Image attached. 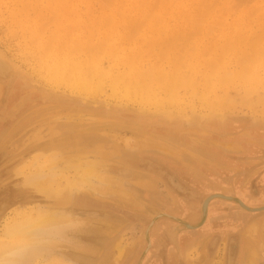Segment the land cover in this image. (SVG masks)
<instances>
[{"label":"rangeland","instance_id":"1","mask_svg":"<svg viewBox=\"0 0 264 264\" xmlns=\"http://www.w3.org/2000/svg\"><path fill=\"white\" fill-rule=\"evenodd\" d=\"M21 1L19 0L18 1L17 0H0V53H2L7 59L9 58L13 62V64H15V66L22 72V74H24V76H26V74L29 75V76L27 75L28 77L26 76L27 78L25 79L23 78L15 79L9 89H6L5 84L0 83V229H3L5 221L11 219V217L13 216V213L16 210H28V209L35 208V207H40V209H42L52 204V202H50V200L44 194H42L39 190H37L35 186L29 185L25 181V177L31 176L34 172V168L36 167L38 163L35 160L43 159V156L48 155V154L51 155V154L57 153L59 155V159H61V156L69 157L67 158V160H65V161H68V160H73L74 157H76L77 159L82 154H86L88 157L94 156L93 151H95L96 149H99L103 152V154L101 155H103L104 158L107 157L105 158L104 162L107 163L110 160L107 164L109 165V167H111V172L113 174L116 173L115 175L118 174V176L120 177L123 175L122 174L123 171L125 170L128 171L127 173L129 174L125 176L126 178L129 177L127 178L128 181H127V185H126L127 187L125 191L130 193V195L137 201L142 202L144 204H148L151 207L155 208V210L153 211H157V212L151 211L152 214L147 213L146 216L145 214L144 215L135 214L129 210L125 211L124 208L117 206L121 202L120 201L118 202L114 196H111L110 199L109 197L108 199L98 198V197L90 196L88 193H86V191L85 192H79V191L73 192L72 191V194L69 198V202L65 204V206H62L64 209L74 214H78L79 212L84 213L85 215H87L85 217L88 218L89 220H97L99 222H101L102 220H110L116 223L121 222L123 226H122V229H120L119 234H118V236H120L118 238L120 245L123 244L122 246H126L132 243H133L132 245H134V242L136 243V241L139 242L140 244L139 248H141V251L139 254L138 252L135 253L134 256H136L135 257L136 259L133 258L131 261V263L135 262L133 264H167L168 256L171 254H175L174 256L177 259V262H174V263L171 262V264H178V263L191 264L192 262L193 264L194 263L195 264L197 263L198 264L200 263L202 264H228V262L231 263L234 257V250H235V247L231 248L233 246L231 244L233 241H236L237 239L236 233L238 229L236 225H239V227L243 226L239 230L241 231L243 229L242 233L243 232L245 233V231L249 229L252 224H255L257 222L259 224L258 230H260L261 226L264 225V214L258 215V216H249L248 214L241 212L242 215H244L243 220H245V222H241V221L237 222L235 217H231V218L229 217V216H233L230 214L232 213L231 212L232 207L230 205H226V203L224 202H217L216 203L217 206L213 208V213H209L206 219L207 220L206 225H204L200 230H197L194 232H185V233H181L180 235H178L177 237L178 238L177 239L178 249L177 250L174 249V247L170 244V242L163 239L162 240L163 243L160 246H157L158 251H153V253L148 252L147 253L148 256L145 253L143 254V251L146 248V242L143 239L144 238L142 234L143 230L142 229L140 230V228H138L140 226L138 220L140 221V219H143L144 223H142V228L144 229V231L146 227L148 226V224L154 223V222L157 224L156 227L159 226L158 229L156 228L157 231H159L165 227L172 226V224H170L171 223L170 221L172 220H169L165 216H163L165 213H167L170 215H174L176 217V220L179 221L180 227L184 229L185 224L192 226L190 222H184L185 221L184 217L191 211L195 212L198 209V205L200 204L201 200L204 197L211 195V194H218V195H222L224 197H229V198L231 195H233L234 198L239 199L240 201H243V203L246 204V206H249L252 209L264 207V102L261 103V101H264L262 100L264 99V96L263 97L260 96L261 93L263 92L262 91L263 89L260 84L261 82L264 81V64H263L264 59H262L264 55L263 56L261 55L259 59L257 56L256 65L248 64V67L253 72L256 68L260 69L259 75H258L259 77L257 79L251 78V79H248L247 81L237 80V81H234L232 85L228 86L229 88L226 87L228 89L226 88L218 89L219 91L215 89V91L216 90L218 91V92H215L216 94L222 95L223 93V96L224 94L225 96L227 94L226 99H228V100L224 99L221 101L222 102L221 106L220 105L218 106L219 109L218 111L217 110L215 111L216 113L214 112L210 113L212 112L210 110L209 111L207 110L206 112L205 109H202L197 96H194L193 98H191L187 94L188 91L186 90L184 92V90L180 87H178V90L176 92L179 98V102L181 104L179 105V107L180 109H182V112L179 114L177 113L176 107H172V108L168 107L169 110L171 111L170 112L171 117H164L161 119L160 118L137 119L136 117L129 115L127 113H124V112L109 113L107 111L105 112V110H101V109L98 110L97 108H85L82 105H77V104H73L69 102L61 103V101H57L53 97L44 96L41 91L42 90L48 91V92L51 91V92H56L59 94L63 93L65 96H68L70 98H78L83 101L90 102L95 106L98 104L105 105L108 108L122 106V107H127L133 111L142 110L143 111L142 113L148 114V115H166L164 114V112L160 113L159 109H146V107H143L142 109L141 106L139 107L138 105L129 103L128 101H124V100L118 101L117 99L112 98L110 94V90L108 91L109 89L108 85L106 84H105L106 85L105 90H103L102 92L96 93L95 95L80 94L78 95L80 97H77L75 94H72L71 91H69L63 86L53 87L49 85L46 81V78L44 77V73L41 72L37 68L39 67L41 57L44 56L42 54L43 53L42 51L44 49L41 48V44H39L37 41L35 42L34 39L31 38L32 37L31 33L33 32L32 33L33 35L34 30L32 31V28L30 27H32V25H34L33 23H35L36 21H39V20L41 21L42 19L37 20L38 16L35 15L37 14L35 13L36 11L33 10L34 12H31L30 8H32L34 5L30 4V8H27L28 10L26 9L27 12L25 13L23 6H20L19 2ZM23 1L28 4V3H32L34 0L32 1L23 0ZM103 1L104 0H96L94 4V8L93 10H91L92 12L90 14L94 16H98L96 12L101 14V11L103 10L99 9L100 6L98 7L97 4H101ZM108 1H104L103 3H106ZM164 1L165 0H163V2ZM209 1H211L213 5H218V3H221V4L218 6H214L216 8L213 7L212 10L209 9L210 10L208 11L209 15L207 17L204 16L206 20L199 13L200 15L199 17H201L200 19L202 20V18H204L203 20H205V22L204 21L203 22L205 24L203 25L202 21L200 20L202 25H200L199 28L202 26V28H200V30L202 31L200 32V34L199 32H197V34H195V37L194 35L193 37H191L190 35L195 33L197 29L193 32L194 29L173 25V23H170L171 20L169 21V24L171 25L167 24V26H164V24L167 23L168 19L170 18L169 13H168L169 16L167 14H164L165 16H167V18L164 17V20L162 21H165V22H162L163 24L159 23V25L156 26L155 28L156 32L158 30H159L158 32H160V29L162 30L161 27L164 26L163 30H165V32L162 31L165 33V34L163 33L164 35H162L164 39H165L164 36L168 33L167 29L168 31H173L174 30L173 28H175V31L178 34L181 28V31H183V33L178 34L179 36L181 35V37H184L187 33L189 34L193 32L189 34L190 39L186 38L187 36H185L186 40L180 37L181 41L179 40V37H178V40L174 38L177 41L175 40L174 42L175 45H173V47L171 46V48L175 49V46L176 45L177 46H176V50L174 52L171 50V52L175 54L178 52L177 53L178 55L179 51L177 50H180V51L182 50L180 47L183 45V43H184L183 46H185L186 44L187 46L190 45L189 47H186V46L185 47L189 48V50L191 47L193 51L198 46H202V47L206 46L211 39H212L211 41L214 44L219 43L221 41L219 38V36H221L220 32H222L225 28L223 29L224 26L220 27V26H215V25L214 27L213 25H210V24L212 23L213 20H215L214 18L215 16H220L221 14H222L221 18L224 22H232L235 19H238L239 21L241 19L240 16L243 17L244 14H245L244 17H247V15H250L252 11L254 12H252L251 15L256 12L252 17L251 16L250 18L248 17L249 18L247 20L248 23H249V20H251L252 23L251 22L250 24L247 23L248 26L244 27L243 29L240 28V34L242 35L244 33L242 37H245V39H247L248 35L251 36V34L255 36L256 35L255 33L259 32L260 29L262 30L264 28L262 27L263 25L261 24V21L263 23L264 18L260 17V13H257V10L255 11V6L258 3L261 5L260 6L261 11L262 12L264 11L263 9L264 0L263 1L253 0V2L250 1L248 5L247 3L245 5V2L238 3V1L235 2L232 0H227V1L226 0H215L216 2L218 1L217 4L215 1L214 2L212 0H209ZM151 2L152 0H147L145 5H149L151 4ZM232 2H234V4ZM129 3L130 2L128 1L126 5H128ZM211 3H208L207 6L211 7L212 5ZM226 3L228 4H227V8L224 9V11L226 10L225 12L228 11L230 12V14L229 13L225 14L223 10L220 9ZM44 4H42L40 0V7L43 8ZM160 4H163V3L160 2ZM242 4H244L245 6H243ZM105 5H107V9L110 11L104 8L105 9L104 12L105 14L109 13L108 15H110V17L106 15L107 18L103 20L105 18V14H103L104 12L101 14L102 15L101 17L104 16L103 18H101L99 14L98 18L100 17V20L94 19L95 21L98 20L99 23L98 21L95 22L93 20L94 16L92 15L91 17L90 15L88 16L89 13H87V11L82 8V6L80 7V11H81L80 13V20H81L80 21V34L83 33L81 35L83 37V40L81 39L82 37H80V39L82 41H85L86 40L85 38L89 34L87 33L88 29H86L88 28V26L86 25V22L88 20L90 21V23L92 20L95 22V25H92V26H96V29L98 31L95 30V27L90 28L91 26L90 24L89 30L92 29L90 30L92 31L91 37H90L91 41L90 40H88L89 42L85 41V44L96 46L97 39L98 41L100 39L105 41V38H104L105 35L106 34L110 35V33L112 32L111 35L113 39L111 38L112 40L110 39L109 40L110 42H107V46L102 49V52H99L100 57L97 55L98 56L97 60L96 59L94 60H96L97 63L99 62L100 66L103 68V69L101 68L102 71L103 70L108 71L106 69L109 68V71H111V73L112 72L117 73V70H118V73H121L124 70L122 69V66L117 63L119 65L117 67L118 68L120 66L121 67L119 69L117 68L114 69V67H116L114 60L112 61V59H110L113 62V66H112V64L111 65L109 64L112 62H110V60H107L109 55L107 56L105 55L107 54L109 46L110 47L113 46L112 49H114V47L120 48L117 50L118 53H116L119 57L121 53L124 52V50L129 49L128 45H125L126 43L124 44V42H122V40L119 39V37L124 38L125 35H127L124 29L120 30V28H122L121 25H123L124 22L126 23L129 19L128 18H127L128 20L124 19V16L126 15L124 13L126 11L125 9L117 8L119 9L121 13H123V15L125 14L124 16L121 15L122 16V19H121L120 13L119 11L118 12L116 11V8H113V6L110 5L109 6L110 9H109L108 4L106 3ZM105 5L103 6L105 7ZM111 8L113 9L114 13L111 12L112 11ZM229 8L231 9V11L235 13L231 12ZM95 9H97L98 11ZM217 9L219 11H217ZM83 10L84 12H82ZM244 10H246L245 13H242V14L239 13L240 11L244 12ZM115 11L119 14L116 15ZM154 11L149 12L150 15H152L151 13H153V15L159 16V14H161L160 6ZM215 11H217V13ZM110 12L113 14H111ZM31 13H33L34 17L33 15H31ZM42 14L43 15H39V14L38 15L41 17L43 16V18L45 16L46 18H44V20L41 22H36V24L39 25L40 31L43 28L46 29L47 27L46 30L43 29V31H45L44 33L42 31V33L44 34V37L45 36L47 37L53 34L54 32L53 30L55 29L53 27L55 24L50 23L47 25L46 19L48 17L47 16L48 13L43 12ZM81 14L84 15L86 18L84 16H81ZM25 15H26V18L23 21V18H24L23 16ZM132 15L133 17H135L134 15H138V14L136 13L131 14L130 17H132ZM153 15L151 16V18L154 17ZM212 16H213V19H212ZM258 16L260 17V21H259L260 24H258V21H257L259 20ZM49 17L51 18L50 14H49ZM88 17L90 19L87 20ZM113 17L116 20L113 19ZM28 18L29 20H27ZM30 19L33 21L34 19H36L35 22L33 21L30 22V24L32 23L31 26L28 23V21H31ZM107 19H109L108 21L109 23L106 21ZM114 20L117 21V23H115ZM122 20H124V22ZM110 21L114 22L112 24L113 26L110 25L111 24ZM255 22L257 23V25H255L256 24ZM102 23L103 24L105 23V25H103ZM44 24L47 26L43 27ZM82 24H85L87 26L85 28L86 30L83 28L84 26H81ZM97 25H99V27ZM101 25L105 27L103 28V26ZM106 25L108 26L106 27ZM209 25L213 27L211 28ZM259 25L260 26L262 25V26L260 27ZM63 26L64 25H62V27ZM100 27H102L103 30ZM109 27H111L112 29ZM209 27L212 29L211 33L209 31L211 30ZM27 28H30L31 32H29L30 30H28ZM148 28L150 27L147 25L146 26L144 25L143 29L141 28L140 31H138L139 30L138 29L137 30L138 32L136 31L137 33L135 36L136 39H134V36H132V35H135V34H132L134 32H131L130 34L132 35L130 36H132L135 41L141 38L149 39L151 38L150 36L151 30H149ZM199 28H198V31H200ZM207 28H209V30ZM237 30L239 32L238 28ZM101 31L104 33H102ZM244 31H247V32H244ZM95 32H97L96 35H95ZM185 32L186 34L184 35ZM261 32L259 34H261ZM119 33L121 35H124V37H122ZM245 33H247L248 35H245ZM77 34L78 33L74 32L73 35H77ZM161 34L162 33L160 32V35ZM213 36H215V38ZM44 37L41 38V36H39L40 40H45L46 37L45 38ZM106 37H107L106 40H108L107 35ZM172 37L173 36H170L168 37V39H172ZM114 38H117L118 40L116 39L115 41ZM32 39L34 42L32 41ZM150 40H154V38ZM166 40H167V37H166ZM189 40L191 41L189 42ZM29 41H32L33 43L32 42L30 43ZM82 41L80 42L83 45L84 43ZM172 41L173 40H171V42ZM263 42L261 41L260 45L262 44L263 45L260 46V48L264 49ZM169 43L167 42V44ZM176 43H178L179 45ZM192 43L194 45H192ZM239 43L237 42L238 50L242 51L241 48H244L245 50V46L243 45L244 46L243 47L239 45ZM116 44L118 45L121 44V46H116ZM154 46L155 48H153ZM157 46L156 45L151 46L152 50H149V51L150 52L153 51V53L151 52L152 54L150 55L151 56L150 60L155 61L152 58L153 54H155L154 51L157 52L160 48H163L162 47L163 45H160L161 47H158V48ZM167 46L165 47V49L170 47V46L169 47ZM116 48L114 50H116ZM143 48L145 49V47ZM149 48L150 46L146 48L145 50L143 49L144 51H146L145 53H149V51L147 50ZM95 49L88 50L87 48V51H85L86 49L84 50V48L81 49L80 47V50H82V54H83L82 56V54L80 53L81 55L80 58L83 59L84 56L89 55V59L88 57H85L84 59H88V60L92 59V55L95 53ZM186 50L184 49V53L187 52ZM87 52L88 54L85 55V53ZM193 53L192 51L191 52L188 51L187 54L191 55ZM235 53H237V50L235 51ZM108 54L110 53L108 52ZM116 54L114 53L115 58H118ZM32 56L34 58L33 59L34 62L32 61V58H31ZM72 56L73 55H71V57ZM72 58H75V57H72ZM105 59L108 61V63L107 61H104ZM230 59H232L233 61L231 60L230 62ZM183 60L184 61H181V60L179 61L181 63L185 62L186 65H188L190 62L189 60L188 61H186L185 59ZM236 60L237 59L233 57L232 53L226 56L225 62L228 65V69L230 67L229 70H231V68L234 69L236 67L235 66ZM83 62H86V61L80 60V64H83ZM232 62L234 64V67H231L233 66ZM204 63H207V62H202V65ZM106 64L109 65L108 68ZM166 64L168 66L167 69H166L167 66L165 65V62L162 63L161 65L166 66L163 68L167 71L170 69L171 66H169L170 64L168 63ZM184 65L182 66L179 65V66L181 68ZM186 65H185V69L187 68ZM85 67H87V65H85ZM85 67L83 68L85 69ZM183 68H181L182 73H185V71L188 69L187 73H189V76H190L191 72L189 68H187L186 70H184ZM237 69L238 68H236V70ZM33 70H34V73H32ZM189 76L188 78L191 77ZM198 78L199 77H197V81H198ZM252 79L257 80L256 82L253 80L255 82L254 83L255 88L253 86ZM248 82L251 83L250 86ZM198 84H197V87L199 88L196 89V92H198V96H199V93L203 92L205 87L201 85L200 79L198 81ZM248 89L250 92H247ZM252 90H255V91L253 92ZM251 91L253 92V94L256 93L258 97L256 98L255 94L253 95ZM259 91L260 92L262 91V92L260 93ZM245 92L251 93L252 97H249L250 94L246 95ZM235 93H236V96H235ZM180 94L182 96L184 94L185 96L180 98ZM231 94L233 95V97ZM244 94L246 95L244 97L248 96L247 97L248 99L246 98L244 99L242 97ZM158 95L159 96L161 95V98H163L162 93L161 94L157 93V96ZM186 97H189V98H186ZM52 98L55 100H53ZM229 99L233 102L231 103ZM186 100H189V101H186ZM250 103H254V104H250ZM165 108L163 111L168 110L167 107ZM77 114L78 115L80 114L85 117L88 116L86 118H88L89 120L87 119V121L85 122L73 123V124H66L62 121H60L61 122L60 123L56 120L59 117H64L66 115H77ZM206 118H207V121H206ZM194 121L200 123L202 126L204 125L203 128L205 129V131H203L204 129H198L194 126L190 127V125H193L192 122ZM185 123H188V124H185ZM184 125L187 127H185ZM81 128L83 129L81 130ZM183 130L184 132H182ZM111 137H114V138H111ZM148 138H150L154 142H157L155 144V145H158L157 148H155L156 150L155 149L154 150L153 149H149V150L142 149L141 140H147ZM139 139H140V142L138 141ZM59 146H62V147H59ZM169 146L173 147V149H175L176 152L180 153L179 154V157H181L180 160H177L175 156H172L171 155L172 153L166 154V151L163 148H166ZM99 155L100 154L95 153V156L99 157ZM201 155L203 158L201 157ZM61 164L62 163L60 161H57V165H59V167L62 166ZM215 165L217 166L215 167ZM118 166H120L121 168L123 167L122 168L123 170ZM43 170L45 173L48 172V169H43ZM66 177H70V176L66 174ZM135 177L136 178L143 177L142 180L148 183L144 185H140L139 183L134 184ZM67 179L68 180H65V181H69V178ZM65 181L63 180V182L61 183L65 185ZM173 182L176 183V185H178L179 190H177L176 187L172 185ZM172 200H174L175 202H173ZM33 205H37V206L34 207ZM92 212L96 215L95 216L88 215ZM158 212L163 213L161 214V217L159 218L157 215H156L157 217L155 216V214ZM33 213H36V212H33ZM102 214L104 215L106 214V215L104 216ZM24 215H28V213H25L23 215L21 214L19 217L24 216ZM211 218L213 219V221H209ZM192 224H195V223H192ZM161 226H164V227H161ZM85 230L84 231L81 230L80 231L81 233L79 232L76 235V238L82 243L83 248L84 247L87 248L86 246L89 247L90 245L95 244V241H97L96 237L91 236L92 233L89 232V230L86 232ZM206 234H209L210 237L208 235L205 236ZM256 235L258 234H257V229L255 227V236ZM228 241L230 245L227 243ZM227 244L229 245V249H228ZM76 248H77L76 246H63L61 248H58L59 249L58 254L61 255L63 259L70 260L71 262H74L75 264L76 263L77 264H97V263L103 264V263H106L108 259H109V262H112V259L114 258V255L116 254L114 252L112 253L113 255L110 254L108 256L107 254L109 252H106L105 256L107 258H104V256H102L101 261L100 260L96 261L93 258V257H96L94 254L84 251L83 248L82 250L80 249V247L77 249ZM179 255L181 256L180 258L177 257ZM226 258L228 259L226 260ZM255 260L257 262L259 260V257L255 256ZM259 262L264 264V257H262L261 261Z\"/></svg>","mask_w":264,"mask_h":264},{"label":"bare ground","instance_id":"2","mask_svg":"<svg viewBox=\"0 0 264 264\" xmlns=\"http://www.w3.org/2000/svg\"><path fill=\"white\" fill-rule=\"evenodd\" d=\"M19 1H21V0H19ZM44 1L41 0L42 4L46 3V4H44L43 8L40 7V0L39 1L34 0L32 3H28V4L26 2H24L23 0L21 2H19L20 6H23V9L25 10V11L24 10L23 11L25 13L28 10L27 8H30V4L34 5L30 9H31V12L36 11L35 13H37V14H35V15L38 16V18L36 16L37 20L42 19L41 21H43L44 18H46V17L44 16V18H43V16L41 17L39 15H43L42 14L43 12L44 13L47 12L48 13V15H47L48 17L46 19L47 25L50 24V23L55 24L54 27H53L55 29L53 30L51 28L54 31V32L52 31L53 34L50 33L51 35L49 34L50 36H47V37L45 36L46 37L45 38L44 34H43L45 32V31H43L44 28L43 29L41 28L42 30L40 31L39 25L36 24V22H41V21L40 20L36 21V19H34V21L31 20V19H30L31 21H28L29 24L32 21L33 22L36 21L35 23H33L34 25H32V23L30 24V26L32 25V27H30V28H32V31L34 30V34L33 35L34 36L36 35L35 36L36 38H35L32 35V33H33L32 32L31 33V36H32L31 38H33L35 42L37 41L39 44H41V48H43L45 50V51L44 50L42 51L43 52L42 54L44 56L41 57V60L39 59L40 60V64H39V67H37V68L41 72L44 73V77L46 78V81H47V83L49 85H51L53 87L54 86L55 87L56 86H63L66 89H68L69 91H71L72 94H75L77 97H80V96H78L80 94L95 95L96 93H99V92H102L103 90H105V86L108 85V88H109L108 91L110 90V94H111L112 98L117 99L118 101H122V100L128 101L129 103L138 105L139 107L141 106L142 109H143V107H146V109H159L160 113L164 112V114H168V117H170V112L171 111L169 110L168 107H171V108L172 107H176L177 113H179V114L182 112V109H180V107H179V105H181V104L179 102V98H178L177 92H176L178 90V87H180V88H182L184 90V92L187 90L191 94L190 95L187 92V94L191 98H193L194 96H197L198 99H199V103H200L202 109H205L206 112H207V110L208 111L210 110V111H212L210 113H213V112L216 113L215 111L216 110L218 111V109H219L218 106L219 105L221 106V103H222L221 101L226 99V97H227V94H226V96L224 94L225 97L223 96V93H222V95L220 94L222 97L220 95L216 94L215 92H218L219 91L218 89L226 88V87L232 85V83L234 81H237V80L247 81L248 79H251V78H256L257 79L259 77L258 75H259L260 69L256 68L254 70V72H253L248 67V64L249 65H251V64L252 65H256L257 64V56H258V59H259L261 55L262 56L264 55V49L260 48V46L263 45V44L260 45L261 41L262 42L264 41V31H263L264 28L262 30L260 29L259 32H257L258 34L255 33L256 34L255 36H253L252 34L250 36L247 33H245V35H248L247 39H245V37H242L244 33L242 35L240 34V28L243 29L244 27H247L248 24H250V22L252 23L251 20H249V23H248L247 20L250 18V16L252 17L256 13L255 12V13H253L251 15V13L254 12V11H252L250 13V15H247V17H244L245 16V14H244V16H243L244 18L240 16L241 19L239 21H238V19H235L232 22H224L222 20V18H221L222 14L220 16H215L216 15L215 14L214 15L215 16L214 17L215 20H213L210 25H213V26L215 25V26H220V27L224 26L223 29L224 28L225 29L222 32H220L221 36H219L221 41L220 42L218 41L219 43H215L214 44L211 41L212 40L211 39L209 41L210 43L208 42V44L206 46H203V47L202 46H198V47H196L194 49V51L190 47V50L192 51V53L195 52V53H193L191 55L187 54L188 51L189 52H191V51L189 50V48H186V47H189L190 45L187 46V44H186L185 45L186 47H185V46H183L184 43L182 42L183 45L181 47L180 46L179 47L182 49L181 51H183V52H181L180 50H177V51H179V54H180V55L179 54L177 55L178 52L176 54L173 53L176 50V46L177 45L175 46V49L173 48L174 50L171 48V46L173 47V45H175V43H174L175 40L176 39L178 40V37H179V40L181 38L185 39V36H187L186 38L190 39V36L193 37V35H194V37H195V34H197V32H199V34H200V32L202 31V30H200V28H202V26L200 28H199V26L202 25V24L204 25L205 24L204 22L206 20V18L204 16L207 17L209 15L208 11L212 10L214 6H218L221 3H218V5H213L211 3V1H209V0H165L164 2H163V0L162 1L160 0V2L163 3V4H160L159 0H152L151 4L145 5L147 0H142V1L141 0H115V1L114 0H109L110 3H109L108 0H104V1H108V2H106L108 4V7L110 5L113 6V8H116L117 12L119 11V9H117V8L125 9L126 11L124 12V10H123V12L126 14V15L124 14L126 16V18L123 15V13H121L119 11L120 17L122 19V16H124L125 20L129 19L126 23L124 22V20H122L124 22V24L121 25L122 28H120V30L124 29V31H125V33L127 35H125V37H124V35H121L119 33L124 38H120L119 37L120 35L117 36V37H119V39L122 40V42H124V44L126 43L125 45H128L129 49H127V50L123 49L124 52H122L120 57H119L116 53H118L117 50L120 49V48L119 47H117V48L114 47V49L116 48V50H114V49H112L113 46L112 47L109 46L107 54L105 55V56L109 55L107 60H110V59H112V61L114 60V63L116 64L115 65L116 67H114V69L115 68L119 69L121 66H122V69H124L123 72L120 71L121 73H118V70H117V73L115 72L116 74L114 72H112V73H114V74H112L111 71H109V68H108L109 65L106 64L108 69L105 68L108 71H104V70L102 71L101 70L102 67L100 66L99 62L97 63V61H96L98 56H99V52H102V49L107 46V42H110L109 40L112 38V35H111L112 32L110 33V35L106 34L108 36V40H106V38H107L106 35L104 37L105 41L101 40V39L98 41V39H97V42H96L97 43L96 44L97 47L95 45L91 46L90 44H85V41H88V40L91 41L90 37H91V32L92 31H90V30H92V29L89 30L90 24H91V26L95 25V22L98 21V20L97 21H95V20L96 19L100 20V17L102 16L101 14L104 12L105 9H107V5H105L106 3H103L104 2L103 1L102 2L103 4L101 3L102 5L101 4H97L98 7L100 6L99 9L103 10V11L100 10L101 14L95 11L98 14V16L100 14V17L98 18V16H94V15L90 14L92 12L91 10H93V8H94V4H95L96 0H46L45 2ZM128 1L130 3L128 5H126V3H128ZM212 1L214 2L215 0H212ZM232 1H235V2L238 1V3L245 2V5H246V3L248 5V3H250V1L253 2V0H232ZM217 2H216V4H217ZM19 3H17V4H19ZM208 3L212 4L211 7L207 6ZM232 3L234 4V2H232ZM255 3H256V1H255ZM227 4L228 3L224 4L223 7L220 8V9H222L225 14H228V13L230 14V12H228V11L225 12L226 10L224 11V9L227 8ZM103 5H105V7ZM242 5L245 6L244 4H242ZM13 6H14V4H13ZM81 6H82L83 9H85L87 11V13H89L88 16L90 15V17H91V15H92V16H94L93 20L95 19L94 20L95 22L92 20L91 23H90V21L88 20L90 18L89 17L87 18V20L89 21V22L88 21L86 22V25L88 26V28H86L87 26L85 24L81 25V26H84L83 27L84 29L85 28L88 29L87 33H89V34L87 35V37H89V38L86 37L85 41H82L83 37L81 35L83 33L80 34V21H81L80 20V13H81L80 7ZM159 6L161 8V14H159V16H158V15H153V13H151L154 16L153 17L154 19L151 18L152 15H150L149 12H153ZM260 6L261 5L258 3L255 6V11L257 10V13H260V17L264 18V11L263 12L261 11V7ZM38 7H40V8H38ZM214 8H216V7H214ZM109 9H110V7H109ZM263 9H264V7H263ZM4 10H6V9H4ZM95 10H97V9H95ZM229 10L231 11L230 8H229ZM108 11H110V10H108ZM217 11H219V10L217 9ZM217 11H215V12L217 13ZM245 11L246 10H244V12L243 11L242 12L238 11V12L242 14V13H245ZM248 11H249V9H248ZM82 12H84V10ZM111 12H113V9H112ZM117 12H116V15L119 14ZM231 12H233V11H231ZM113 13H111V14H113ZM134 13H136L138 15H134L135 17H133V15H132V17H130V15L134 14ZM168 13L170 14V18L168 19V22L164 24V26H167V24H169V21L171 20L170 23H173V25L186 27V28L188 27L190 29H194L193 32L196 29H197V31L195 33L191 32L193 34L190 35V36H189V34H191V33H189V34L187 33L188 34L187 35L186 32H185L184 35L185 34L186 35L184 37H181V35L180 36L178 35L179 33L180 34L183 33V31H181V28H180L178 34L175 31V28H173L174 29L173 31H168V29H167L168 33L164 36L165 37V39H164L163 36H162V35L165 34L164 33L165 30H163L164 26L163 27L160 26L162 28V30L160 29V32L162 33L161 35H160V32H158L159 31L158 29H157L158 30L157 32L159 34L155 31V28H156V26L159 25V23L163 24L162 22H165V21H162V20H164V17L167 18V16H165L164 14H167L169 16ZM199 13H200L201 16H203L205 18V20H203L204 18H202V20L200 19L201 17H199L200 16ZM204 13H205V15H204ZM233 13H235V12H233ZM49 14L51 15V18L49 17ZM103 14H105V12ZM108 14L109 13L105 14V18L103 20H105L107 18L106 15H108ZM31 15H33V13H31ZM81 16H84V15L81 14ZM108 16L110 17V15H108ZM23 17H24L23 18V21H24L25 18H26V15L23 16ZM33 17H34V15H33ZM103 17H101V18H103ZM115 17H117V16H115ZM198 17H199V19H198ZM260 17L258 18L259 20H257L258 24H260L259 23ZM113 19H115V18L113 17ZM207 19H209V18H207ZM212 19H213V16H212ZM27 20H29V18ZM200 20L202 21V24H201ZM106 21L108 22L109 19H107ZM16 23H18V22H16ZM98 23H99V21H98ZM98 23H96V24H98ZM113 23L114 22H111L110 25H112ZM115 23H117V21H115ZM45 24H44L43 27L47 26ZM261 24L263 25V26L262 25L261 26L264 27V21H263V23L261 21ZM62 25H64V26L62 27ZM103 25H105V23ZM103 25H101V26H103ZM108 25H106V27ZM144 25L145 26L147 25V26L150 27L148 29L151 30V35H150L151 38H149V39L148 38H146V39L141 38V39H137L135 41L134 39H136L135 36L137 34L136 31L138 29H139L138 31H140L141 28L143 29ZM169 25H171V24H169ZM255 25H257V23ZM91 26H90V28H94L95 27V30L98 31L96 29V26H92V27ZM97 26L99 27V25H97ZM33 27H34V29H33ZM104 27L105 26H103V28ZM111 27H109V28H111ZM30 28H27L28 30H30L29 32H31ZM100 28L103 30L102 27H100ZM198 28H199L200 31H198ZM209 28H207V29L209 30ZM237 28L239 29V32H238ZM46 29H47V27H46ZM46 29H44V30H46ZM213 30H214V28H213ZM42 31H43V33H42ZM76 31H78V32H76ZM162 31H164V32H162ZM209 31L211 33L212 29L209 30ZM217 31H219V30H217ZM261 31H263V32H261ZM74 32L78 33V34L77 35H73ZM82 32H84V31H82ZM131 32H134L132 34H135V35L130 34ZM244 32H247V31H244ZM260 32H261V34H259ZM23 33H24V31H23ZM102 33H104V32H102ZM96 34H97V32H95V35ZM84 35H85V33H84ZM92 35H93V33H92ZM114 35H116V34H114ZM130 35L134 36V39ZM23 36H24V34H23ZM39 36H41V38L44 37L45 40H40ZM170 36H173L172 39H168V37H170ZM80 37H82L81 38L82 40L80 39ZM98 37H100V36H98ZM166 37H167L168 41L166 40ZM213 37L215 38V36H213ZM152 38H154V40H150ZM174 38H176V39H174ZM197 38H198V36H197ZM33 39H32V41H33ZM114 39L116 41L117 38H114ZM243 39H245V40H243ZM171 40H173V41L171 42ZM32 41H29V42L31 43ZM80 41H82L84 44L82 45ZM190 41L191 40H189V42ZM215 41H217V40H215ZM167 42L168 43L170 42V43L167 44ZM237 42L238 43L241 42V43H239V45H241V46L244 45L245 46V50H244V48H241V47L240 48H241L242 51L238 50ZM172 43H174V44H172ZM185 43H186V41H185ZM80 44H81V46H80ZM94 44H95V42H94ZM121 44L120 45L116 44V46H121ZM176 44H178V43H176ZM114 45H115V43H114ZM153 45H156V46L159 45V46H157V48L161 47L160 45H163L162 46L163 48H160L157 52L154 51L155 54H153L152 58L155 61L150 60V58H151L150 55L153 53V51H151L152 52L151 53L149 50H152L151 46H153ZM192 45H194V44L192 43ZM94 46H95L96 49L94 48ZM146 46H148V47L150 46V48L147 49L149 51V53H145L146 51H144L146 48H148ZM166 46L167 47L170 46L169 47L170 49L169 48L165 49ZM80 47H81V49H83V48H84V50L86 49L85 51H87V48H88V50L89 49L90 50L95 49V53L93 52L94 53L93 55L95 56V58L92 55V59L93 60L92 59L88 60L89 59V55H87L88 54V52H87V53H85V55H87V56H84V58L88 57V59H84L83 58L86 62H83V64H80V60L84 61L82 58H80V56H81L80 53L82 54V50H80ZM143 47H145V49ZM182 47L183 48L185 47L184 48L185 50L188 49V50H186L187 52L185 51L186 53H184V49ZM153 48H155V46ZM171 50L173 52H171ZM236 50H237V53H235ZM108 52L110 54H108ZM114 53L118 56L119 59L115 58ZM119 53H120V51H119ZM230 53H232L233 57L237 59L236 60V64H235L236 67L234 68L235 70L233 68H231V70H229L230 67L228 69V65L225 62L226 56H228ZM71 55H73L72 57H75V58H72ZM82 56H83V54H82ZM31 58H32V61H33V59H34L33 56ZM3 59H4V61H3ZM94 59H96V60H94ZM183 59H185L186 61L189 60L190 61L189 64L186 65L185 62L181 63L179 61V60L184 61ZM262 59H264V57ZM107 60L105 59L104 61H107ZM175 60H177V61H175ZM231 60L232 59H230V62H231ZM87 61H88V63H87ZM112 61L110 60V62H112ZM152 61H153V63H152ZM164 62H165L166 66H167L166 63L170 64L169 66H171L170 69L167 70V71L163 68V67H166V66L161 65ZM169 62H171L172 64L169 63ZM202 62H207V63H204L202 65ZM107 63H108V61H107ZM117 63L121 65L119 68L117 67V66H119ZM109 64L110 65L112 64V66H113V62L109 63ZM184 64L187 66V68H189V70L191 72L190 73L191 77L189 76V73H187L188 69L187 68H186L187 70L185 69V65ZM232 64H233V62H232ZM85 65H87V67H85ZM159 65H161V66H159ZM179 65L180 66L184 65L183 66L184 68L183 67H181V68L186 70L185 73H182V69L180 68ZM82 66L85 67V69ZM231 67H234V64ZM167 68H168V66L166 67V69ZM236 68H238V69L236 70ZM16 70L21 72L15 66V64H13V62L9 58L7 59L2 53H0V78H4L5 77V79L9 83H11L13 81L14 77H16V78L19 77V73ZM32 73H34V70H33ZM185 74L188 75L190 78H188V76H186ZM27 75L28 74H26V76ZM26 76H24V74H22L21 78L25 79L29 75L27 77ZM197 77H199L198 81L200 79L201 85L205 87L204 91L199 93V96H198V92H196V89L199 88V87H197V84H198ZM256 79H252V81L254 80L256 82L257 81ZM254 81H253V86L255 88V85H254L255 82ZM14 84H16V83H14ZM250 84L251 83H249V86H250ZM260 85H261V87L263 89L262 90L263 92L262 91H261L262 93L260 91L259 92L261 93L260 96L263 97L264 96V81L261 82ZM228 88H226V89H228ZM215 89H217L218 91L217 90L215 91ZM179 91H181V90H179ZM252 91L254 92L255 90H252ZM252 91H251V93L253 94ZM184 92H182V93H184ZM247 92H250L249 89L247 90ZM247 92H245V94L246 95L250 94L249 97H252L251 93H247ZM157 93L158 94L162 93V97L164 99L161 98V95L160 96L158 95L159 96L158 97ZM220 93H221V91H220ZM61 94L64 95L63 93H61ZM108 94H109V92H108ZM110 94H109V96H110ZM181 94H180V98L185 96L184 94H183V96ZM187 94H186V96H187ZM237 94H238V92H237ZM245 94L242 97L244 99L245 98L248 99L247 98L248 96L244 97V96H246ZM254 94H255V96L257 98L258 97L257 94L256 93H254ZM235 96H236V93H235ZM232 97H233V95H232ZM186 98H189V97H186ZM53 100H55V99H53ZM189 100H186V101H189ZM226 100H228V99H226ZM262 100H264V99H262ZM229 101L231 103L233 102L230 99H229ZM226 102H228V101H226ZM242 102H243V100H242ZM263 102L264 101H261V103H263ZM250 104H254V103H250ZM165 107H167L169 111L168 110H165L166 112L163 111ZM125 108H127V107H125ZM139 111H140V113L143 112L142 110H139ZM86 117H88V116H86ZM86 117L82 116L80 114L79 115L78 114L77 115H66L64 117H59L56 120L58 122L62 121L64 123H66V124H73V123H82V122L87 121L88 118H86ZM206 121H207V118H206ZM189 122H190V120H189ZM185 124H187V123H185ZM176 125H177V123H176ZM191 126H194V127L198 128V129H204L203 128L204 125L202 126L200 123L195 122V121L193 122V125H190V127ZM185 127H187V126H185ZM203 131H205V129ZM182 132H184V130ZM193 132H194V130H193ZM111 138H114V137H111ZM138 141L140 142V139ZM139 142H137V143H139ZM156 143L157 142H154L150 138H148L147 140H141V145H142V149L143 150H149V149H153L154 150L158 146V145H155ZM59 147H62V146H59ZM229 148H230V146H229ZM163 149L166 151V154L172 153L171 155L175 156L177 158V160L181 159V157H179L180 153L176 152L175 149H173V147L169 146V147H166V148H163ZM197 151H199V150H197ZM93 152H94V156H89L88 157L86 154H82V155L79 154L80 155L79 158L76 159V157H74L73 160H68V161H65V160H67V158H69V157L61 156V159H59V155L57 153L51 154V155L48 154V155L43 156V159L35 160L38 163H37L36 167L34 168V172H33V174L31 176L25 177V181L29 185L35 186L37 190H39L42 194H44L50 200V202H52V204L49 205V206H46V207H44L42 209H40V207H35L37 205H33L35 208H31L30 207L31 209H28V210H16L13 213V216L11 217V219L5 221L3 229L6 228L7 226H9L10 223L12 221H14L15 219H17L21 214L22 215L25 214V213L31 214L33 212H39V211H42L44 209H48V208H51V207H54V206H59V207L65 206V204H67L69 202V198H70V196L72 194V191L73 192H77V191L85 192L86 191V193H88L90 196L98 197V198H107L108 199V197H109V199H110L111 196H114L118 202L119 201L121 202L117 206H119L121 208H124L125 211L129 210L132 213L139 214V215H141V214L144 215L145 214V216H146L147 213H151V211L155 210V208L151 207L150 205L144 204L142 202L137 201L136 199H134L130 195V193L125 191L126 187H127L126 186L127 185V181H128L127 178H129V177H127V178L125 177V176H127L129 174V173H127L128 172L127 170L123 171L122 172L123 175L121 174L122 176H120V177L118 176V174L115 175L116 173L113 174L111 172V167H109V165L107 164L110 160L107 163L104 162L105 158H107V157L104 158V156L101 155V154H103V152L101 150H99V149H96ZM95 153L100 154L99 157L95 156ZM199 154H200V152H199ZM201 157H202V155H201ZM57 161H60L62 163L61 167H59V165H57ZM174 161H175V159H174ZM208 161H210V160H208ZM110 163H112V162H110ZM216 166L217 165H215V167ZM118 167H120V166H118ZM43 169H48V172L45 173ZM66 174H68L70 177H66ZM135 175H137V174H135ZM143 176H145V175H143ZM67 178H69V181H65V180H68ZM142 178H140V177L136 178L135 177L134 184L135 183H139L140 185L147 184L148 182H145L144 180H142ZM63 180L65 181V185H63L61 183V182H63ZM238 191H240V190H238ZM238 195H239V193H238ZM195 197H196V195H195ZM172 201L175 202L174 200H172ZM242 202L240 203V206L243 208V210L252 212L250 210H253V209L250 208L249 206H246ZM122 203H124V204H122ZM205 208H206V206H205ZM259 210H261V209L256 208L254 211L256 212V211H259ZM153 212H157V211H153ZM159 213H160V215H159ZM161 214H163V213L158 212V213L155 214V216L157 215L158 218H159V217H161ZM74 215L80 216L81 218H83L86 221V227L82 231H84L85 229H86L85 232L89 230V232L92 233L91 236H94V237L97 238V241H95V244L92 243L93 245H90L89 247L86 246L87 248L80 247L81 250L83 248L84 251H87L89 253L94 254L96 256V257H93L94 260H96V261L100 260L101 261L102 256H104V258H107L105 256L106 252H109L107 254L108 256L110 254L113 255L112 253L115 252L116 254L114 255V258L112 259V262H109V259H108V261L106 263H103V264H130L132 259L136 257V256H134L135 253H137V252H138V254L140 253L141 248H139L140 244L137 241H136V243L134 242V245H132L133 243L130 244V245L128 244L126 246H122L123 244L120 245V243L118 241V238L120 236H118V234H119L120 229H122V226H123V224L121 222H117L116 223V222H113V221H110V220H102L101 222H99L97 220H89L88 218L85 217L87 215H85L84 213H80V212L78 214H74ZM88 215H94L95 216L96 214H94L92 212V213H90ZM102 215H104V214H102ZM163 216H165L169 220H172L173 222L176 220V217L174 215H170V214L165 213ZM135 219H136V217H135ZM180 221H181V219H180ZM138 222L140 224V226L138 228H140V230L141 229L143 230L142 234L144 235V229L142 228V223H144V221H143V219H140V221L138 220ZM168 223H170V222H168ZM254 226L255 225L252 224L250 226V228L248 229V231H245V233L243 235L244 243L246 245H249L251 248H253V243L256 242V240H254L255 239V227ZM167 230H168V231H166V232H168L167 233V237L174 242L175 229L173 230L172 226H168ZM219 230H221V229H219ZM139 238H141V237H139ZM245 239H247V240L245 241ZM229 240H231V239H229ZM98 241H99V243H98ZM213 242H215V241H213ZM240 243H243V242H240ZM77 248H79V247H77ZM88 248H90V249H88ZM171 248H172V246H171ZM58 250H59L58 248L55 249L53 251L52 255L62 258V256L58 254V252H59ZM60 250H62V249H60ZM252 250H251V253L248 252L249 254H248L247 260L249 261V264H253L254 260H255V256H252V255H254V251H252ZM231 253H232V251H231ZM245 256H243V257H245ZM177 257L180 258L181 256L179 255ZM227 259L228 258H226V260ZM65 260H67V259H65ZM67 261H69L70 264H75L74 262H71L70 260H67ZM133 263H135V262H132L131 264H133ZM97 264H100V263H97ZM178 264H180V263H178ZM191 264H193V262ZM200 264H202V263H200Z\"/></svg>","mask_w":264,"mask_h":264},{"label":"clouds","instance_id":"3","mask_svg":"<svg viewBox=\"0 0 264 264\" xmlns=\"http://www.w3.org/2000/svg\"><path fill=\"white\" fill-rule=\"evenodd\" d=\"M85 227L83 218L59 206L21 216L0 229V264H70L52 253L83 247L76 235Z\"/></svg>","mask_w":264,"mask_h":264},{"label":"water","instance_id":"4","mask_svg":"<svg viewBox=\"0 0 264 264\" xmlns=\"http://www.w3.org/2000/svg\"><path fill=\"white\" fill-rule=\"evenodd\" d=\"M3 61H4V59H3ZM16 71L19 73L18 78H21L22 73L19 72L18 70H16ZM15 78L16 77H14V79ZM14 79L11 83H9L5 79V77L0 78V83L5 84L6 89H9L11 87L12 83L14 82ZM41 92L44 96L53 97L57 101L69 102V103H73V104H77V105H82L85 108H97V109L105 110L109 113L124 112V113H127L129 115L136 117L137 119H154V118L168 117V114H166V115H148V114L140 113V111H133V110H130L129 108H125L122 106H117V107H113V108H108L107 106L102 105V104H98L95 106L90 102H86V101H83V100L78 99V98H70L68 96H65V95H62L59 93H55V92H51V91L48 92V91H44V90H42ZM170 117H171V115H170ZM82 129L83 128H81V130ZM172 185L175 186L177 190H179L178 185H176V183L173 182ZM217 202H224V203H226V205H230L234 210H237L239 212H243L245 214H248L249 216H258V215L264 214V207L258 208L261 210L256 211V212L254 211L256 208L253 210H250L252 212L244 211L243 208L240 206V203L242 201L234 198L233 195H231L230 198H228V197H224V196L218 195V194H211V195L204 197L201 200L200 204L198 205V209L195 212L191 211L184 217V220H185L184 222H190L192 226L185 225L184 229H183L180 227V223L178 220H175L174 222L170 221L171 222L170 224H172L173 230L175 229L174 242L167 237V233H168V232H166V231H168L167 227L163 228L162 230L157 231L159 226L156 229L157 224L155 222L148 224V226L146 227V229L144 231V235H143L144 241L146 242V248L143 251V254L144 253L147 254L148 252L153 253V251H158L157 246H160L163 243V241H162L163 239L170 242V244L174 247V249L177 250L178 249V241L176 239H178L177 238L178 235H180L181 233H185V232H194V231L200 230L204 225H206V221H207L206 219L208 217V214L213 213V208H215L217 206L216 205ZM205 206H206V208H205ZM192 223H195V224H192ZM161 227H164V226H161Z\"/></svg>","mask_w":264,"mask_h":264},{"label":"crops","instance_id":"5","mask_svg":"<svg viewBox=\"0 0 264 264\" xmlns=\"http://www.w3.org/2000/svg\"><path fill=\"white\" fill-rule=\"evenodd\" d=\"M231 209H232L231 210L232 213H230V214L233 215V216H229L230 218L231 217H235V219L237 220V222H239V221L245 222V220H243V216L244 215H242L241 212H238L237 210H234L233 208H231ZM209 221H213V219L211 218ZM210 223H212V222H210ZM256 223L253 224V225H255V227L257 229V234L258 235L255 236V239L254 240H256V242L253 243V248H251L249 245H246L244 243V239H243V233L244 232L242 233L243 229L241 231L239 230L243 226L239 227V225H236V227L238 229V231L236 233L237 239H236V241H233V243H232L233 246L231 247V248L235 247V250L236 251L234 250V257H233V260L231 261L230 264H249V261L247 260V258H248V254L251 253V250L252 249H253L252 251H254V255H252V256L259 257V260L257 262L254 260V263L253 264H262L259 261H261V258L264 257V225L261 226V229L260 230H258L259 224L258 223L256 224ZM244 226H246V225H244ZM246 231H248V229ZM207 235L209 236V234H206L205 236H207ZM246 240L247 239H245V241ZM240 242H243L244 244L243 243H240ZM227 243L230 245L229 241ZM228 244H227V246H228ZM228 249H229V246H228ZM228 252H229V250H228ZM174 255L175 254H171V255L168 256L167 264H169V263L171 264V262H173V263L174 262H177V259L175 258ZM243 256H245V257H243Z\"/></svg>","mask_w":264,"mask_h":264},{"label":"flooded vegetation","instance_id":"6","mask_svg":"<svg viewBox=\"0 0 264 264\" xmlns=\"http://www.w3.org/2000/svg\"><path fill=\"white\" fill-rule=\"evenodd\" d=\"M228 262V261H227ZM228 264H230L229 262H228Z\"/></svg>","mask_w":264,"mask_h":264}]
</instances>
